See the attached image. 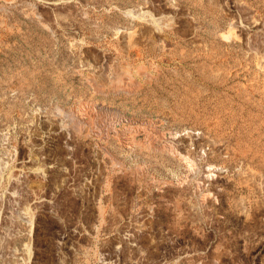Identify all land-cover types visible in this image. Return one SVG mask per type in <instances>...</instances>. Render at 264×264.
I'll return each mask as SVG.
<instances>
[{
	"label": "rangeland",
	"instance_id": "1",
	"mask_svg": "<svg viewBox=\"0 0 264 264\" xmlns=\"http://www.w3.org/2000/svg\"><path fill=\"white\" fill-rule=\"evenodd\" d=\"M0 264H264V0H0Z\"/></svg>",
	"mask_w": 264,
	"mask_h": 264
},
{
	"label": "bare ground",
	"instance_id": "2",
	"mask_svg": "<svg viewBox=\"0 0 264 264\" xmlns=\"http://www.w3.org/2000/svg\"><path fill=\"white\" fill-rule=\"evenodd\" d=\"M160 19H161V18H159V20H160ZM146 20H147V19H146ZM156 20H157V19H156ZM156 20H155V21H156ZM159 20H158V21H159ZM148 21H149V23H151V24H155V21H154V19H152V18H148ZM33 170H34V169H33ZM34 173H35V172H34ZM36 174H38V173H36ZM39 174H40V171H39ZM39 174H38V175H39ZM41 174H42V173H41Z\"/></svg>",
	"mask_w": 264,
	"mask_h": 264
}]
</instances>
